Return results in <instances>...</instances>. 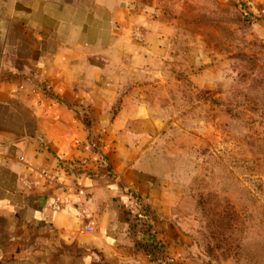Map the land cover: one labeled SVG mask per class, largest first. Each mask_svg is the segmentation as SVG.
I'll return each mask as SVG.
<instances>
[{
  "label": "crops",
  "instance_id": "1",
  "mask_svg": "<svg viewBox=\"0 0 264 264\" xmlns=\"http://www.w3.org/2000/svg\"><path fill=\"white\" fill-rule=\"evenodd\" d=\"M123 19L93 0H0V264L145 263L129 213L138 197L160 211L168 188L144 167L143 107L104 63Z\"/></svg>",
  "mask_w": 264,
  "mask_h": 264
},
{
  "label": "rangeland",
  "instance_id": "2",
  "mask_svg": "<svg viewBox=\"0 0 264 264\" xmlns=\"http://www.w3.org/2000/svg\"><path fill=\"white\" fill-rule=\"evenodd\" d=\"M93 1L127 21L104 63L168 188L160 211L134 196L144 264H264V0Z\"/></svg>",
  "mask_w": 264,
  "mask_h": 264
},
{
  "label": "built area",
  "instance_id": "3",
  "mask_svg": "<svg viewBox=\"0 0 264 264\" xmlns=\"http://www.w3.org/2000/svg\"><path fill=\"white\" fill-rule=\"evenodd\" d=\"M58 202H60V201L58 200ZM88 230H91V229H88Z\"/></svg>",
  "mask_w": 264,
  "mask_h": 264
}]
</instances>
